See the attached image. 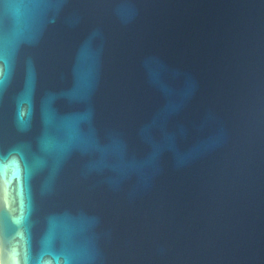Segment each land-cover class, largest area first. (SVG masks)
Returning a JSON list of instances; mask_svg holds the SVG:
<instances>
[{"label":"water","instance_id":"water-1","mask_svg":"<svg viewBox=\"0 0 264 264\" xmlns=\"http://www.w3.org/2000/svg\"><path fill=\"white\" fill-rule=\"evenodd\" d=\"M0 264H264V0H0Z\"/></svg>","mask_w":264,"mask_h":264}]
</instances>
